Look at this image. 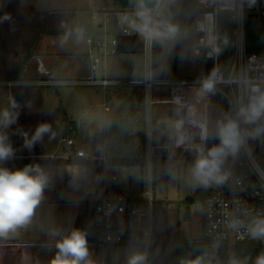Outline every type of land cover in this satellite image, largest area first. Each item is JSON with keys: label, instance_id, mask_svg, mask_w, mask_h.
<instances>
[{"label": "rangeland", "instance_id": "rangeland-1", "mask_svg": "<svg viewBox=\"0 0 264 264\" xmlns=\"http://www.w3.org/2000/svg\"><path fill=\"white\" fill-rule=\"evenodd\" d=\"M1 2L7 3V0H0ZM167 5L175 6L174 0H170ZM109 7L110 0H15L16 13H25L30 16L26 19L30 20L28 21V26L27 22L23 23L24 20L20 21L21 23L18 21L11 22L12 18L8 14L3 16L4 23L0 20V128L7 120L10 111L30 113V111L43 110L45 114H51L59 108L61 114L66 111L69 121H75L80 125L77 133H69L76 140L77 146L82 147L88 153H94L96 149L97 152L95 151V153L101 155L102 146H104L101 134L106 131L103 122V108L100 106L104 99V89L99 86L89 85L30 88V72L44 77L42 73L46 71L47 63L51 62L52 64L53 62L52 59L51 61L49 59L51 56L49 53L51 51L58 53L56 48L58 45L50 42V37H52L60 43L61 52L76 53L71 61L77 64L79 70L68 72L69 75L66 79L74 81L80 79L78 77L84 80L97 79L98 75L96 72L91 71L89 64L98 60L99 67L102 66L99 61L100 57L94 48L90 49L86 44V36L82 34L84 32L82 29L88 24L92 16L94 37L109 42L118 36L115 22L112 19L109 22L105 21V13L103 12ZM245 9L248 14L250 11L248 1L245 2ZM99 11L103 12L98 13ZM43 12L66 13L69 16V21L64 24L61 21H53L46 30L49 33H42L39 36L35 47V58L33 60L29 58L24 74L18 80L13 79L15 71L19 68L20 57L22 56L15 57V55L25 50L23 39L27 37L26 40H31L34 33H31L30 29L40 25L38 15ZM226 15L228 20L234 24L235 35V14L229 12ZM246 20H248L247 16ZM255 20L261 25L260 40H256V43H259V47H261L263 20L261 16ZM169 24L174 25L172 14L162 12L161 25L166 26ZM99 25H103V28L100 29ZM80 29L81 31H77ZM70 30L76 32L69 36H49L50 32ZM163 30L164 28L161 27V31ZM195 37L194 23L188 19L186 25L177 29L174 36L162 38L163 51L157 59L153 58L155 55L153 54L152 71L156 61L161 69L160 78L200 80L204 77H209L207 75L209 62L203 56H194L192 53ZM111 47L108 44V51H111ZM53 48L54 50H52ZM83 59H89V63ZM144 60L145 56L143 54L120 53H110L105 59L107 68L111 71L110 75L114 73L117 78L122 79L124 82H128L129 78L144 79ZM224 73L228 74V72ZM152 77L155 78L154 74ZM113 87L106 88L107 94L113 96L112 94H116L117 91H120L118 89H121L124 92H127V90H138L142 94V98L144 94L146 95L144 99L137 103L138 109L132 110V116H135L136 120L140 114V118L142 117L141 122L131 121L135 125H131L128 128L125 122H119L112 126L108 124L107 126L110 133H115L118 136L111 141V151L122 158H140L138 134L145 133L146 141L142 143L141 149V158L144 159L145 164L135 163L129 168L122 164H116L109 169L110 174L117 176L123 195L133 202H129L128 206L140 203L146 209L149 198L148 192H150L153 225L156 232L166 236L180 230L186 240L200 241L203 237L204 229L203 202L188 205L186 199L193 197L204 187L203 184L195 179L192 173L196 159L201 153H205V147L211 144V142L205 141L203 138V106L209 101L217 102L222 107L227 120L230 119V104L222 95L216 92H203L201 86L153 85L149 98L144 86L133 87L129 84H122L119 88ZM113 100L111 98L108 100L110 107L113 106ZM138 111L140 113L135 115V112ZM117 113L118 110L113 108L112 112L108 113V121L112 118L111 116H117ZM164 124H166V137L169 139L170 155L168 157L153 156L151 162L148 163L145 158V143H147L148 134L151 135L152 142L156 145L161 135L159 132L160 127ZM251 124L254 127H258L257 121H253ZM148 127L150 128L149 132ZM129 130L137 134V136L127 138ZM11 133V129L6 127L0 131V138H3V142L12 149ZM66 135L65 133L64 137ZM86 142L88 143L85 145ZM51 143L52 150L57 148L62 155L67 156L74 153L73 148L64 144L61 131L53 134ZM185 147L190 148V157L187 158L186 162L177 161ZM8 161L0 162V168H7L10 171L23 169L17 163L11 160ZM64 165H68L66 172L60 169L58 175L66 179L67 183L70 182L67 175L73 177V180H71L73 188H70L71 191L69 192H72L73 196L77 195L75 199H79V193L85 190L81 187V183L90 182L92 186L90 189L91 193L96 192L99 188L98 184H104V178L96 175L89 167L84 165L74 166L69 163ZM109 176L107 175V178H110ZM60 182L63 183V180ZM64 188L61 187V192ZM40 212L46 214V210H40ZM187 212L188 216H186ZM145 221V219L140 217L125 216L116 221V227L119 230L143 227L145 226ZM25 227H19L9 234L21 237ZM88 249L89 259L92 264H128L129 257L134 253L144 255L143 264H147L148 260V253H146L145 246L141 242L108 245L105 248L89 245ZM229 259V264H233L235 260L234 248L229 250Z\"/></svg>", "mask_w": 264, "mask_h": 264}, {"label": "built area", "instance_id": "built-area-1", "mask_svg": "<svg viewBox=\"0 0 264 264\" xmlns=\"http://www.w3.org/2000/svg\"><path fill=\"white\" fill-rule=\"evenodd\" d=\"M169 1L159 0L154 8H146L151 13L154 24L161 23L163 9ZM246 1L250 5L248 14H256L258 18L261 16L263 20L262 44L258 53L249 54L246 52L245 20L248 15L245 9ZM197 2L207 12L203 15H192L188 18L189 21L194 23L196 32L192 53L194 56H203L205 60L212 63L216 84L215 90L211 93L216 92L228 101L231 106L230 119L236 120L239 124L242 138L237 152L235 154L230 153L223 158L221 174L226 177L224 182L220 184L211 182L208 186L204 185L203 187V235L211 248L220 245L235 248L237 244H244L255 247L262 254L264 253V238H253L249 234V227L254 219L264 217V136L248 134L247 126L252 122H245L239 118L238 113L241 107L247 106L251 98L258 94L253 91L254 88L264 92V0H197ZM139 10L140 8L109 11L114 17L118 36L109 42L100 38L88 37L86 39L87 45L91 49H98L101 54L107 56L110 53L117 52L120 37L143 36L145 38L143 53L145 56V77L141 80L128 81V84L144 86L147 93L150 92L153 85L201 86L202 81L208 77L200 80H170L152 77L154 38L149 39L139 31L138 26L142 22L137 15ZM219 12L235 14L234 51L227 75L219 69ZM106 22H108V19ZM108 44L112 46L111 51H108ZM98 64L97 61L92 64L94 71L98 70ZM48 76L47 79L40 80L38 83H51L53 76ZM85 83L107 87L109 85H119L123 82L104 79L99 81L86 80ZM223 87L227 90H224ZM104 109L105 111L109 110L107 106H104ZM255 121L264 123V116ZM252 136L262 137V157L260 158L256 156L254 151L251 142ZM63 142L69 147L74 146L72 138H65ZM153 148L151 135H149L145 154L148 163L151 162L154 156ZM189 149V147H185L177 161L186 162L187 158L190 157ZM209 149V145L206 146L204 154ZM72 159L98 163L97 168L101 171L106 188L112 187L118 181L117 176L110 174L108 170L111 166V159L106 154L97 157L86 153L84 150H77ZM107 175H110V178H107ZM148 196L146 209L140 203L128 206L131 201L119 192L105 195L102 199L93 202L91 206L92 222L87 238L88 245L105 248L108 245L131 243L132 241L126 240L125 231L141 229L143 238L139 242L145 246L146 253H148V247L154 234L150 192H148ZM125 216L143 218L146 220L145 226L119 230L116 227V221ZM233 223L236 224L235 227L232 226Z\"/></svg>", "mask_w": 264, "mask_h": 264}, {"label": "crops", "instance_id": "crops-1", "mask_svg": "<svg viewBox=\"0 0 264 264\" xmlns=\"http://www.w3.org/2000/svg\"><path fill=\"white\" fill-rule=\"evenodd\" d=\"M101 12L103 11H99L98 13H101ZM103 13H105V18H106L105 21H107V19H108V22L110 21V19L114 21V17L111 15V13L108 10L104 11ZM92 19L93 17L91 16L88 24L82 29L84 32L89 30L90 26L94 27L92 25ZM99 28L100 29L103 28V25H99ZM77 31H81V29ZM51 35L56 36L57 34L56 35L49 34V36ZM63 35L69 36L71 34H63ZM85 36H86V39L88 37L96 38L94 37V35H85ZM50 42L58 45V47H56L58 50V53L57 52L55 53V51L54 52L51 51L49 53L51 55L49 59L50 61L52 59L53 62L52 64L51 62L47 63L48 67H46L45 69L46 71L42 73L44 77H42L41 75L40 76L36 75L33 72L32 73L30 72V88L58 87V86L62 87V86H68V85H89V86L102 87L104 89V99L100 106L103 108V118H104L103 122L106 127V131L104 134H101V136L103 137L104 146H102L101 155H97L95 153L96 149L94 153H88L86 151L85 152L90 155L97 156V157L106 154L112 160L125 159L120 156H117L116 153L111 151V141L112 139L118 136H116L117 134L115 133L114 134L110 133L109 129H107V126L108 124L112 126V125L118 124L119 122H123V123L125 122V125L128 128L131 125H135V123L132 124L131 121L141 122L142 117L140 118V114H139L140 111L135 112V115L139 114V117L137 116L138 119L136 120L135 116H132V110L136 108L138 109L137 103L140 102V100L144 99L146 95L144 94V97L142 98V94L138 90L136 91L127 90V92H124L121 89H118L120 91H117L116 94H112L113 96H111L110 94H107L106 92L107 87L114 86L113 88H119L121 87L122 84H128V82L127 81L124 82L122 79L117 78L114 73L110 75L111 71L110 69L107 68V63L105 61L106 57L109 54L107 56H104L103 54H101V52L98 49H95V50L99 54V57H100L99 61L102 66L99 67V64H98V70L94 71L92 69V64L95 61L98 62V60H95L94 62H90L89 68L91 69L92 72H96V74L98 75L97 79H90V80L99 81V80L107 79L109 81H122L123 83L119 85H109L107 87H103L99 84L85 83L86 80L82 79L81 77H78L80 79H76L75 81L66 79V77L69 75L68 72H72V71L76 72L79 70V67L77 66V64H74L71 61L74 58L76 53L63 52V51L61 52V49L59 48L60 43L58 42V40H55L52 37H50ZM52 50H54V48ZM34 58H35V54L31 56L30 59L33 60ZM83 60L89 63V59H83ZM144 64H145V60H144ZM46 74L47 76L48 75L53 76L52 82L49 84L38 83L40 80L47 79ZM129 79H130L129 81L140 80V79H134V78H129ZM144 89L146 88L144 87ZM145 92L149 98L150 92L149 93H147V91ZM109 98H111V100L114 99L112 107L109 106V101H108ZM207 103H211V102L209 101ZM104 106H107L109 110L105 111ZM113 108L114 109L116 108L118 110L117 116L115 117L114 115L111 116L112 117L110 119L111 121L110 120L108 121V113L110 114ZM66 114H67L66 111H63L61 114L59 108L55 110L54 113H51V114L50 113L45 114L43 110L30 111V113L29 112L15 113L13 111H10L7 120L4 122L3 126L0 128V131H2L3 129L8 127L11 120L15 116L16 118L17 116L18 117L30 116V130H32V132H37V129L41 125H47L49 127V131L42 134V136L44 137V147L42 149L40 148L39 151H36L37 149L35 146H30V156H21V155L17 156L12 153V155L8 159L0 160V162L2 163L9 162L8 160H11L14 163H17L18 166H20L21 168H25L28 166L35 168L38 166L39 169L45 175H47V186L44 189L43 198L39 206L36 208L35 214L32 217L31 222L28 225H26V227L24 228L25 231H23V233L24 232L25 233L24 234L22 233L21 237L11 236V234H8L7 237H0V264H51V260L54 258L57 252L55 244L64 235L69 234L74 229H78L86 234V239L88 238L89 230H90L89 228L92 222L91 206L93 202L102 199V197H104L105 195H112L115 192L122 193L123 191L121 189V185L118 184L119 180L114 185H112V187H108V188H106L103 183L102 184L100 183L101 185L98 184L99 188L96 190L95 193L90 192V189L92 188L91 183L84 182L83 184L81 183V187L85 190L83 192L79 191L80 192L79 199H75V196L77 195L73 196L72 192L71 193L69 192L71 191L70 188H73V185L71 184V180H73V177L72 176L69 177V175L66 174L68 176V180L70 181L69 183H67L66 179L58 175L60 173L59 170L62 169L65 171L68 165H58V164L56 165H48V164L25 165L22 163V160L28 159V158H30V160L51 159L54 161H60V159H67V158L72 159L77 150H84L82 147L77 146L76 140L74 139V137H68L74 140V146L71 147L74 150L73 154H69L66 156V155H62V153H60V151H58L57 148L55 150H52L51 139H52L53 134H55V132L61 131L63 135V139H65L64 135H65L66 121H69ZM69 122H72L74 124L73 125L74 130L72 131V134L77 133L80 125L77 124V122L75 121H69ZM149 131H150V128L148 127V132ZM135 135L137 136V134L129 130L127 134V138H130ZM138 138L140 142V147L138 149L139 151H141L142 143L146 141L145 133H139ZM87 143L88 142H86L85 145ZM155 146H159V145L156 144L154 145V147ZM161 147L169 148V145L161 146ZM40 150L44 151L43 155H35V153L40 152ZM70 164H73L74 166L84 165L86 167H89L94 171L96 175L102 177V174H98V172H96L85 161L76 160L74 162H70ZM6 165H9V164H6ZM111 166H114V165H111ZM125 167L129 168L128 166H125ZM61 180H63V183L60 182ZM65 186L66 188H64ZM61 187L64 188L62 192H61ZM40 210L41 211L46 210V214H42ZM30 226H31V229H30ZM155 231L156 229H154V232ZM160 236L162 235L160 234Z\"/></svg>", "mask_w": 264, "mask_h": 264}, {"label": "clouds", "instance_id": "clouds-1", "mask_svg": "<svg viewBox=\"0 0 264 264\" xmlns=\"http://www.w3.org/2000/svg\"><path fill=\"white\" fill-rule=\"evenodd\" d=\"M140 10L137 15L141 19L139 31L147 38H170L177 29L174 25L154 24L151 13L144 8L143 0H138ZM7 19V17H6ZM163 27L164 30L159 29ZM215 72L202 81L203 92L211 93L215 90ZM258 93L253 96L249 104L241 107L239 118L245 122H253L264 116V92L253 89ZM49 131L47 125H41L36 132L37 138ZM220 143L210 148L206 154L201 153L196 159L192 173L196 180L208 186L211 182L223 183L226 177L221 174L223 158L228 154H235L242 142L239 124L236 120L227 119L219 128ZM12 155L10 146L0 138V160H6ZM47 186V177L39 167H25L22 170L10 171L0 168V237H7L17 228L28 225L39 206L44 189ZM236 226L235 223L232 225ZM249 234L253 238H264V217L254 219L249 227ZM55 247L57 252L51 260V264H92L89 259V249L86 234L78 229L59 239ZM143 254L134 253L129 257L128 264H143ZM188 264H201V260L188 262ZM233 264H237L233 261ZM255 264H264V253L260 254Z\"/></svg>", "mask_w": 264, "mask_h": 264}, {"label": "trees", "instance_id": "trees-1", "mask_svg": "<svg viewBox=\"0 0 264 264\" xmlns=\"http://www.w3.org/2000/svg\"><path fill=\"white\" fill-rule=\"evenodd\" d=\"M0 20L4 23V18L6 14L10 15L12 21H18L23 23L27 22V17L29 15L17 14L15 11V0H7V3H0ZM168 4V3H167ZM164 7L163 12H168L172 14L173 24L176 29L183 28L188 21L189 16H198L203 15L207 10L203 9L197 2V0H174L175 6L167 5ZM7 12V13H6ZM4 13V15H2ZM228 12H219L218 13V51H219V69L223 72H228L229 66L232 61L233 51H234V24L230 22L227 18ZM31 15V14H30ZM32 17V15H31ZM40 20V25L30 29L32 34L31 40H24L25 50L20 51L15 55V57L21 56V61L19 62V68L15 71V77L13 79H20L21 76L26 71V66L28 64L29 58L35 54V47L38 41L39 36L42 33H49L46 31L53 21H61V23H67L69 21V16L66 13H39L38 15ZM22 18V19H21ZM15 19V20H14ZM17 22V23H18ZM20 22V23H21ZM31 23V21H30ZM18 25H20L18 23ZM260 24L255 19H248L245 21V43H246V52L249 54L258 53L261 50L259 43H256V40H260ZM31 27V26H30ZM29 28V27H28ZM76 31H59V32H50L51 34H74ZM85 35H93L92 26L89 27V30L83 32ZM22 38V37H21ZM16 45V44H15ZM18 46V45H17ZM154 59L159 58V54H155ZM155 61V60H154ZM213 73V65L209 62V69H207V75L210 76ZM153 74L155 78H160L161 69L157 65V62H154L153 65ZM211 103H217L211 101ZM218 104V103H217ZM219 105V104H218ZM220 106V105H219ZM222 120L226 121L222 107ZM74 124L72 122L66 121L65 133L67 134L65 138L71 137L69 133H72L74 130ZM160 138L157 145L159 146H168V140L166 137V124L160 127ZM247 132L250 135H264V123L258 122V127H254L253 124L247 126ZM220 142H211L209 148L219 145ZM142 150L140 151V158H125L119 160H112L110 164H122L128 167L133 166L135 163H140L144 165L145 161L141 158ZM77 159H60V161H54L51 159L48 160H30L24 159L22 163L25 165H64L66 163L74 162ZM84 161V160H77ZM87 162V161H85ZM98 174H101V171L97 168L98 163L87 162ZM203 189H200L193 197L187 198L186 203L188 205L194 204L196 202H203ZM188 216V212L186 213ZM128 244V243H127ZM229 246L220 245L216 248H211L207 241L204 238V235L200 241H189L186 240L181 231L177 230L173 233L167 234L162 237L158 232H154L150 245L148 247V260L147 264H188V262L196 260L199 258L201 264H229ZM235 250V260L237 264H255L256 258L260 255L259 251L253 247L244 244H237L234 248Z\"/></svg>", "mask_w": 264, "mask_h": 264}, {"label": "water", "instance_id": "water-1", "mask_svg": "<svg viewBox=\"0 0 264 264\" xmlns=\"http://www.w3.org/2000/svg\"><path fill=\"white\" fill-rule=\"evenodd\" d=\"M159 0H143L144 8H154L158 4ZM140 5L138 0H110L111 10H131L139 9ZM248 19H258L256 14H248ZM158 25H161L159 23ZM161 31V28L159 29ZM145 38L143 36H122L118 44L117 53L120 54H143L144 53ZM154 54H161L163 51V39H153ZM224 90H227L223 87ZM222 124V110L218 104L207 103L203 106V125L204 132L203 138L205 141L218 142L220 141L218 132ZM28 136H20L15 132H12V153L14 155L30 156V146H35L36 151L44 147V137L37 138L36 132L32 130H26ZM251 142L258 158L262 157V137L252 136ZM44 151L35 153V155H43ZM170 150L168 147L155 146L153 148V155L156 157L169 156ZM125 238L127 241L139 242L143 238V232L141 229L126 230Z\"/></svg>", "mask_w": 264, "mask_h": 264}, {"label": "flooded vegetation", "instance_id": "flooded-vegetation-1", "mask_svg": "<svg viewBox=\"0 0 264 264\" xmlns=\"http://www.w3.org/2000/svg\"><path fill=\"white\" fill-rule=\"evenodd\" d=\"M8 127L11 129V132H15L17 135L29 137L30 135L26 134V130H30V116H17V118L15 116Z\"/></svg>", "mask_w": 264, "mask_h": 264}]
</instances>
